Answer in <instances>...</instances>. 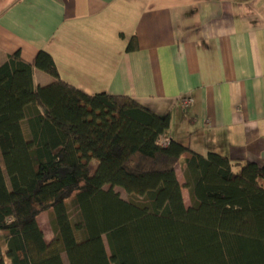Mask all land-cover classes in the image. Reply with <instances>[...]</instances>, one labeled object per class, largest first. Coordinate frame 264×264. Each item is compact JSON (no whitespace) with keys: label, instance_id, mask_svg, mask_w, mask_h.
I'll use <instances>...</instances> for the list:
<instances>
[{"label":"trees","instance_id":"1","mask_svg":"<svg viewBox=\"0 0 264 264\" xmlns=\"http://www.w3.org/2000/svg\"><path fill=\"white\" fill-rule=\"evenodd\" d=\"M137 49L133 36L126 51ZM35 71L54 82L37 85ZM168 129L167 115L127 96L65 83L43 51L32 64L8 56L0 65V264H64L63 255L68 264H264V166L163 145ZM45 213L49 243L38 224Z\"/></svg>","mask_w":264,"mask_h":264},{"label":"crops","instance_id":"2","mask_svg":"<svg viewBox=\"0 0 264 264\" xmlns=\"http://www.w3.org/2000/svg\"><path fill=\"white\" fill-rule=\"evenodd\" d=\"M40 51L85 94L167 115L168 141L264 166V0H0V65ZM176 177L188 207L180 166Z\"/></svg>","mask_w":264,"mask_h":264},{"label":"rangeland","instance_id":"3","mask_svg":"<svg viewBox=\"0 0 264 264\" xmlns=\"http://www.w3.org/2000/svg\"><path fill=\"white\" fill-rule=\"evenodd\" d=\"M95 166H96L95 162L90 164V167H89L90 174H92ZM115 191L117 193H119V195L121 196V198L123 200H125V201H135L134 198H132L131 196L127 195L122 189L115 188ZM184 194H185V196H184L185 203H186L187 206H190V196H188L186 193H184ZM38 224H39V227H40L41 231L43 232L45 241L47 243H49L55 236L53 228L51 226L49 214L45 213V214L41 215L38 218ZM62 259H63L64 264H68L67 260H66V257L64 255L62 256Z\"/></svg>","mask_w":264,"mask_h":264},{"label":"built area","instance_id":"4","mask_svg":"<svg viewBox=\"0 0 264 264\" xmlns=\"http://www.w3.org/2000/svg\"><path fill=\"white\" fill-rule=\"evenodd\" d=\"M189 103H190V99H189V98H184V99L182 100V104H183V106H187ZM167 142H168V140L165 139V138H161V139H160V143L163 144V145L167 144Z\"/></svg>","mask_w":264,"mask_h":264}]
</instances>
